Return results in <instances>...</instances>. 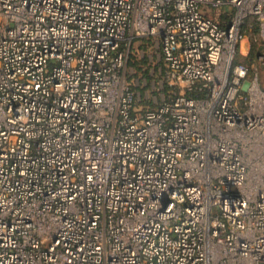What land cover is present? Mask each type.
<instances>
[{
    "label": "built area",
    "instance_id": "built-area-1",
    "mask_svg": "<svg viewBox=\"0 0 264 264\" xmlns=\"http://www.w3.org/2000/svg\"><path fill=\"white\" fill-rule=\"evenodd\" d=\"M0 264H264V0H0Z\"/></svg>",
    "mask_w": 264,
    "mask_h": 264
},
{
    "label": "rangeland",
    "instance_id": "rangeland-1",
    "mask_svg": "<svg viewBox=\"0 0 264 264\" xmlns=\"http://www.w3.org/2000/svg\"><path fill=\"white\" fill-rule=\"evenodd\" d=\"M127 57V76L142 105H154L165 94L162 58L156 40H136Z\"/></svg>",
    "mask_w": 264,
    "mask_h": 264
},
{
    "label": "trees",
    "instance_id": "trees-1",
    "mask_svg": "<svg viewBox=\"0 0 264 264\" xmlns=\"http://www.w3.org/2000/svg\"><path fill=\"white\" fill-rule=\"evenodd\" d=\"M249 32V34H250V40H251V49H250V51H249V54L247 55V56H245V57H242V59H243V61H245V62H251L252 60H255V58H256V55L258 54V53H260L261 52V50H262V44H261V41L259 40V39H254L255 38V31H248ZM139 40H142V41H146V40H152V38H150V37H148V38H146V37H143V38H138ZM137 39V40H138ZM128 57H129V55H128ZM128 59V58H127ZM162 62H163V60H162ZM162 67H163V64H162ZM127 78H128V76H127ZM129 80V79H128ZM165 81V83H166V85H165V87H166V91L168 90V88H169V86L167 85V81L166 80H164ZM165 91V92H166ZM157 104V103H156ZM156 104H154V105H156ZM138 105H140L142 108H145V107H147V106H154V105H142L139 101H138Z\"/></svg>",
    "mask_w": 264,
    "mask_h": 264
}]
</instances>
